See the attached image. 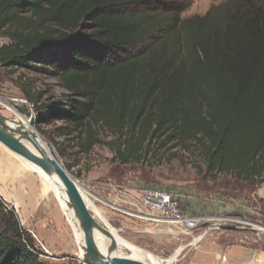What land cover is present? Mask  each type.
<instances>
[{
    "label": "trees",
    "instance_id": "obj_1",
    "mask_svg": "<svg viewBox=\"0 0 264 264\" xmlns=\"http://www.w3.org/2000/svg\"><path fill=\"white\" fill-rule=\"evenodd\" d=\"M0 0V66L57 79L64 101L21 84L36 121L79 153L106 143L142 162L154 145H195L205 176L264 182V0ZM110 136L103 141L102 135ZM61 153L60 146L53 143ZM0 264H50L0 196Z\"/></svg>",
    "mask_w": 264,
    "mask_h": 264
},
{
    "label": "rangeland",
    "instance_id": "obj_2",
    "mask_svg": "<svg viewBox=\"0 0 264 264\" xmlns=\"http://www.w3.org/2000/svg\"><path fill=\"white\" fill-rule=\"evenodd\" d=\"M220 1L223 0H190L182 16L203 14L211 4ZM6 38L0 33V39L7 41ZM21 84L30 87L32 92L38 90L45 92L43 99L53 94L62 100L60 104L64 101L61 96L63 90L58 87L57 79L51 75L0 66V101L12 109L15 104H25L35 115L33 104L26 99ZM12 109L0 104L2 114L16 118L17 115ZM62 124L61 120L47 124L36 121L32 127L45 143L60 146L61 153L56 152L63 166L77 181L78 187L93 201L96 209H90L96 218L100 222L102 219L111 230L118 229L120 215H125L123 210L127 209L117 205L118 203L115 204L111 198L115 194L118 200L121 199L123 197L121 192L126 184L134 182L145 185L147 189L155 187L173 190L179 196L187 198L190 196L192 200L195 198L202 201L204 220H200L198 227L193 229V237L191 235L189 237L192 241L201 235V241L203 238L212 239L215 233H219L215 236L221 244L217 264H264V232L256 228L257 226L264 228V182L248 185L235 180L229 174H218L214 179L206 177L205 164L198 149L192 144L187 148L175 142H167L162 147L156 144L146 155L145 160L126 164L113 160V153L106 143L95 145L89 153H79L71 136L56 135L55 128ZM110 138L103 133L104 142ZM0 196L9 206L14 207L21 226L34 238L43 262L77 263V258H81L77 255L80 252L77 235L61 210L51 185L41 171L31 168L20 156L2 144H0ZM182 206L185 207L183 204ZM111 216L115 221H111ZM130 218L137 220V223L142 225L143 232H146L148 223L135 217ZM169 228L171 227L164 225L162 230L165 231L154 233L156 238L153 235L152 238L155 242L157 240H160L159 243L174 242L177 237L183 235L168 231ZM117 233L121 239L128 242L121 237V232ZM138 234L148 236L149 233ZM118 248L117 253L134 256L127 248L120 245ZM135 248L140 251L135 253V257L151 264H158L150 258L155 256L146 252L147 250ZM160 257L165 256L163 254Z\"/></svg>",
    "mask_w": 264,
    "mask_h": 264
},
{
    "label": "water",
    "instance_id": "obj_3",
    "mask_svg": "<svg viewBox=\"0 0 264 264\" xmlns=\"http://www.w3.org/2000/svg\"><path fill=\"white\" fill-rule=\"evenodd\" d=\"M12 110L17 115V118L8 117L0 112V144L20 157L39 161L50 167L52 174L58 179L74 213L80 221L85 252V256L81 259L88 264H150L134 256L115 253L119 249V244L114 240L111 229L102 219L100 222L96 218L82 196L77 181L63 166L54 147L49 144L48 152L42 150L36 143V132L32 131L29 133L24 126L25 119H28V124L33 126L36 122L35 115L31 113L25 104H15ZM97 232L108 240L109 254L105 258L101 256L95 242Z\"/></svg>",
    "mask_w": 264,
    "mask_h": 264
},
{
    "label": "crops",
    "instance_id": "obj_4",
    "mask_svg": "<svg viewBox=\"0 0 264 264\" xmlns=\"http://www.w3.org/2000/svg\"><path fill=\"white\" fill-rule=\"evenodd\" d=\"M145 189H147L146 186L141 183L135 184L134 182H130L129 184H126L123 187L121 192L123 197L121 199L118 200V198H116V195L114 194L111 200L115 202V204L118 203L117 205L123 206L122 208L135 209V207H137L139 198ZM163 190H167V189H163ZM167 191L172 193L183 205H185L184 208L189 215L204 217L202 214L203 211V207L201 204L202 201L195 200V198L194 200H192L190 196L189 198L184 196H179L178 194H175L173 190H167ZM112 195L110 194V196ZM118 211L120 212V210ZM119 219H120L119 221L120 224L118 226V229L115 230L116 233L121 232L122 238H124L133 246L139 249L141 248L145 249V250L141 249L143 251L147 250L146 252L160 259L162 264H217L218 263L219 256L221 253L220 251L221 244L215 238V236L219 235V233H215L216 235L214 234L215 236L212 239L204 240L203 238L200 241V239L202 238V236L200 235L199 237H196L191 241L189 235L192 236V233L194 231L192 230L191 232L185 235L183 233V235L177 237V239L174 240V242L163 241V243L162 242L159 243L158 241L160 240H157V242H155V240L152 237L155 235L154 233H162L165 230L158 229L155 225L149 223L147 224L149 225V227L146 228L145 230L146 232H143V230L141 229L142 225L138 224L137 220L132 219L124 214H121ZM111 221H115V218L112 217ZM138 233H149V234L148 236H142V234H138ZM117 234L119 235V233ZM155 252H157V254H155ZM229 253L230 254L232 253L231 250L229 251ZM163 254L165 257H160L163 256Z\"/></svg>",
    "mask_w": 264,
    "mask_h": 264
},
{
    "label": "built area",
    "instance_id": "obj_5",
    "mask_svg": "<svg viewBox=\"0 0 264 264\" xmlns=\"http://www.w3.org/2000/svg\"><path fill=\"white\" fill-rule=\"evenodd\" d=\"M7 42L8 40L0 39V46ZM123 211L126 216L138 218L148 224L155 225L157 228L164 224L168 225L171 227L168 231L175 234H187L198 227L200 220H204V217L189 215L181 202L172 193L158 188L145 189L135 210L126 209ZM158 229H162V227ZM76 264L88 263L81 258H77Z\"/></svg>",
    "mask_w": 264,
    "mask_h": 264
},
{
    "label": "bare ground",
    "instance_id": "obj_6",
    "mask_svg": "<svg viewBox=\"0 0 264 264\" xmlns=\"http://www.w3.org/2000/svg\"><path fill=\"white\" fill-rule=\"evenodd\" d=\"M1 106L6 107L7 109H12L8 104H6L3 101H0ZM17 118V117H16ZM24 126L26 127V129L28 130V132H32L33 127L30 126L28 124V119L24 120ZM35 132V131H34ZM36 143L42 148V150H44L45 152L49 151V144L45 143V141L39 137V135L36 133ZM28 146L30 148H32V146L30 144H28ZM33 149V148H32ZM27 165H29L31 168H33L34 170H38L41 171L43 173V175L45 176L46 180L49 182V184L51 185L52 189L54 190L57 198H58V202L60 204V208L61 210L64 212L65 217L68 221V223L72 226V228L74 229V232L77 235V240H78V245L80 248V252L77 254L78 256H80L81 258H83L85 256V252H84V248H83V238H82V231H81V225H80V221L78 219V217L76 216V214L74 213L67 197L66 194L64 193L58 179L56 178L55 175L52 174L50 167L48 165H46L45 163L39 162V161H33L31 159L28 158H23L21 157ZM80 192L82 194V196L84 197L86 203L89 205L90 208L96 209L93 201L91 199H89L84 191L79 187ZM258 230H261L264 232V228L257 226L256 227ZM111 234L114 238V240L122 247L127 248L132 255H134L135 257V253L140 252L138 249H136L135 247H133L130 243L124 241L123 239H121L114 230H110ZM95 242L97 247L99 248L100 254L102 257H107L109 254V245H108V240L102 236L100 233H96L95 235ZM116 254H119L117 252H115ZM122 255V254H121ZM174 257V256H173ZM171 257V258H173ZM139 258V257H137ZM151 259H153L156 263L158 264H162L160 259H158L157 257H152L150 256ZM170 258V260H171ZM175 258V257H174ZM141 259V258H139ZM149 263V262H148ZM151 264V263H150Z\"/></svg>",
    "mask_w": 264,
    "mask_h": 264
}]
</instances>
